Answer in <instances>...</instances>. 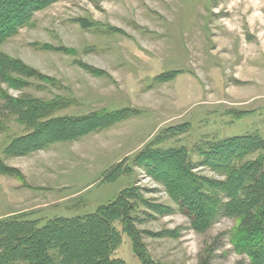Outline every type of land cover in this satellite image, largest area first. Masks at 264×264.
<instances>
[{"label": "rangeland", "instance_id": "1", "mask_svg": "<svg viewBox=\"0 0 264 264\" xmlns=\"http://www.w3.org/2000/svg\"><path fill=\"white\" fill-rule=\"evenodd\" d=\"M0 53L36 72L14 77L20 86L0 83V105L3 96H23L64 103L55 117L135 112L77 141L9 155V145L27 131L0 110V162L17 171L0 175V220L23 216L43 225L84 216L130 186L176 209L153 173L131 167L156 138H166L153 146L159 150L250 134L264 141V0H58L2 43ZM181 125L182 133L165 134ZM124 161L131 172L103 182ZM194 172L217 178L207 167ZM235 225L221 218L198 234L175 212L137 227L161 234L144 236L149 257L160 264H250L227 241ZM220 234L223 245L210 254L207 246ZM113 258L141 264L125 234Z\"/></svg>", "mask_w": 264, "mask_h": 264}, {"label": "trees", "instance_id": "2", "mask_svg": "<svg viewBox=\"0 0 264 264\" xmlns=\"http://www.w3.org/2000/svg\"><path fill=\"white\" fill-rule=\"evenodd\" d=\"M56 1L0 0V45L27 27L35 13ZM35 73L19 60L0 53V83L20 86L22 82L14 77L31 78ZM2 102L0 110L16 116L27 131L12 141L9 155H23L55 142L77 141L135 113L121 109L55 117L65 107L58 100L43 102L31 97L3 96ZM184 129V125L169 128L165 134H180ZM162 137L137 155L131 167L153 173L151 176L163 184L176 209L154 203L138 187L130 186L84 216L55 217L43 225L38 219L23 216L3 219L0 220V264H123L122 260L113 258L122 243V234L130 239L133 254L141 264H160L149 257L144 236L160 237L161 234L140 230L137 226L154 220L156 215L175 212L184 215L190 228L198 234L207 232L221 218L235 219V227L226 234L227 241L250 264H264V141L261 137L250 134L202 141L191 149L185 146L153 149L166 139ZM191 155L200 160L197 166ZM126 161L109 169L103 175V182L110 183L130 173L131 167ZM197 167L209 168L217 178L201 176L194 172ZM16 172L0 162V175L11 176ZM16 176L20 179L18 173ZM223 236L217 235L207 246L210 254L223 245Z\"/></svg>", "mask_w": 264, "mask_h": 264}]
</instances>
